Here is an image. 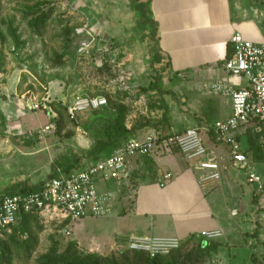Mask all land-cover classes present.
Returning <instances> with one entry per match:
<instances>
[{
  "label": "crops",
  "instance_id": "0c3cea01",
  "mask_svg": "<svg viewBox=\"0 0 264 264\" xmlns=\"http://www.w3.org/2000/svg\"><path fill=\"white\" fill-rule=\"evenodd\" d=\"M145 12L155 26L153 54L160 63L153 65L151 77L137 75L135 112L127 105H110L80 113L71 122L59 123L58 131L54 126L44 133L51 118L59 120L47 105L54 101H49L50 92L43 104L47 111H40L47 120L30 127L21 120L32 113L24 108L31 102L7 96L1 89L0 124L5 128L0 137L1 193L38 190L48 180L82 171L149 133L179 134L230 116V93L245 88L247 79L224 70L229 40L239 34L253 43L264 41V0H150ZM212 85L219 87L214 93ZM55 95L65 105L63 96ZM247 130L232 136L251 155L249 169L257 173L255 168L264 161L253 159L254 143ZM202 139L219 167L218 183L200 182L206 173L195 170L180 153L163 154L158 149L149 157L128 160L119 179H95L98 192L109 195L114 217L131 214L128 227L115 230L113 247L118 232L127 230L135 234L124 235L123 243L129 237L152 235L187 244L155 264H257L261 242L255 207L260 196L247 184L248 170L231 164L226 143L205 134ZM166 174L172 178L162 188ZM121 209L125 211L118 214ZM211 231H219L221 238L204 240L202 234Z\"/></svg>",
  "mask_w": 264,
  "mask_h": 264
},
{
  "label": "rangeland",
  "instance_id": "374dc122",
  "mask_svg": "<svg viewBox=\"0 0 264 264\" xmlns=\"http://www.w3.org/2000/svg\"><path fill=\"white\" fill-rule=\"evenodd\" d=\"M136 6L133 0H0V94L31 102L24 108L32 113L21 122L32 127L47 120L42 112L49 92L54 101L47 105L59 123L73 121L66 106L78 97H103L108 106L134 111L136 77L153 75L155 43ZM4 129L0 124V137ZM253 159L264 161V147ZM255 169L264 180V165ZM6 194L0 192V199ZM113 215L76 221L56 212L32 215L0 233V264H150L143 255L121 251L123 236L135 234L120 232L130 212Z\"/></svg>",
  "mask_w": 264,
  "mask_h": 264
},
{
  "label": "built area",
  "instance_id": "2783aa9c",
  "mask_svg": "<svg viewBox=\"0 0 264 264\" xmlns=\"http://www.w3.org/2000/svg\"><path fill=\"white\" fill-rule=\"evenodd\" d=\"M229 49L223 63L224 70L231 76L245 77L247 86L230 93L231 114L228 118L201 129H186L179 134L158 136L149 133L142 140H130L119 146L110 157L82 171L48 180L38 190L20 188L3 195L0 199V233L14 226L24 215L44 212H56L72 221L107 217L111 212L110 197L98 192L95 179L99 176L119 179L128 160L149 157L156 149L163 154L176 149L186 161L192 162L195 170L206 173L200 182L218 183L221 179L219 167L203 144L202 134H205L218 143H226L231 164L239 170H248L247 184L255 187L260 196L255 212L264 264V181L249 169L241 145L232 136L242 128L253 127V131L263 133L261 144L264 146V41L253 43L235 34L229 40ZM209 88L214 93L219 87L212 85ZM106 107L107 101L103 97H78L66 108V112L70 120H74L80 113ZM33 109L37 110L38 106L34 105ZM53 130L54 125L50 123L44 128V133ZM171 178L170 174L164 175L160 187L163 188ZM66 234L69 236L71 233L68 231ZM221 236L219 231L202 234L206 241H215ZM121 248L144 254L150 259L166 258L180 250L181 241L174 237L135 236L126 239Z\"/></svg>",
  "mask_w": 264,
  "mask_h": 264
},
{
  "label": "trees",
  "instance_id": "16d2710c",
  "mask_svg": "<svg viewBox=\"0 0 264 264\" xmlns=\"http://www.w3.org/2000/svg\"><path fill=\"white\" fill-rule=\"evenodd\" d=\"M133 1H136V2H137L136 9L138 10V12H139L142 16L145 17V16H146V12H145V10H146V8H147V6H148L150 0H133ZM148 23H149V25H150L152 28L155 27V26H154V23L149 22V21H148ZM229 52H230V49H229ZM229 52H228V54H229ZM159 63H160V59H159L158 55H154V57H153V62H152V64H151V66H152V72H155V71H154V67H153V65H155V64H159ZM107 106H108V104H107ZM121 107H122V106H121ZM66 108H67V107H66ZM118 108H120V107H118ZM64 110H65V109H64ZM123 111H124V110H123ZM123 111H122V113H123ZM0 119H1L2 121L4 120V119L2 118L1 115H0ZM119 123H120V119L117 120V123H116V124H119ZM53 124H54L56 130L58 131V129H59V127H60V126H59V120H58V121L53 120ZM247 132H249L248 137H249V140H250V142H251V145L254 143V146H251V151H252L253 156L256 157V154L259 152V148H260V147H264V146L261 144V140H262L263 133H258V132L253 131V127L248 128ZM173 152H177L176 149H174ZM244 154H245L246 158L248 159L246 152H244ZM32 215H35V214H32ZM32 215H24V216L21 218L20 221H22V220H24V219H26V218H28V217H30V216H32ZM16 224H17V223H16ZM121 251H124L123 253L138 254V253H131V252L127 251V250H121ZM138 255H141V256L143 255V256L148 260V262H149L150 264H155L157 261L163 259V258L150 259V258H148V257H147L146 255H144V254H138Z\"/></svg>",
  "mask_w": 264,
  "mask_h": 264
}]
</instances>
